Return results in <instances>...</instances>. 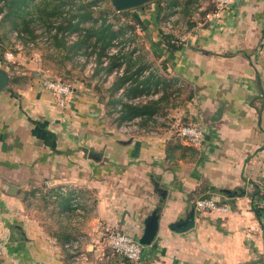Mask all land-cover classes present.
Returning <instances> with one entry per match:
<instances>
[{
    "label": "crops",
    "instance_id": "0c3cea01",
    "mask_svg": "<svg viewBox=\"0 0 264 264\" xmlns=\"http://www.w3.org/2000/svg\"><path fill=\"white\" fill-rule=\"evenodd\" d=\"M179 1L175 12L153 3L137 14L140 50L151 56L134 60L135 82L123 85L180 82L174 100H152L167 124L119 134L77 85L63 107L43 89L0 91V264H75L72 239L81 241L83 264H128L106 261L92 242L108 229L138 239L157 208L158 230L140 264H264V212L251 207L264 196V0L222 10L212 0ZM162 32L181 47L168 50ZM182 121L201 126V147L175 135ZM195 197L226 203L228 212L199 211ZM190 212L192 228H169Z\"/></svg>",
    "mask_w": 264,
    "mask_h": 264
},
{
    "label": "rangeland",
    "instance_id": "374dc122",
    "mask_svg": "<svg viewBox=\"0 0 264 264\" xmlns=\"http://www.w3.org/2000/svg\"><path fill=\"white\" fill-rule=\"evenodd\" d=\"M154 1H150L129 9L116 11L111 3V0H99L96 9L99 10L103 8H110L114 10L115 13L112 12L107 17L108 21L114 24V29H119L120 27L124 29L123 32L116 38L112 46L109 47V49H107L106 52L101 56V64L99 66L96 59L97 54L100 52L99 48L89 49L86 53L76 56L73 61L63 60V55L57 53L56 50L50 47L47 35L42 34L39 31H37V38L28 40L26 42L16 34V31H12L11 34L8 32L3 33V37L5 39V49L2 52L0 68L7 71L10 78L8 86L4 89H8L11 92L21 89H28L30 87L46 90L44 88L45 81L49 79H60L67 82L70 84L72 92L73 87L76 85L78 88L82 86L85 89L84 93H89L94 97V99L98 101V104H96L95 107H97L100 111H104L103 115L105 116L106 120L111 123L114 128H118L117 132L119 134L128 135L129 133L125 134L120 131V124L117 120V110L113 107L111 102L113 99H119L123 96V93L125 92L124 87L121 86L112 94L111 87L117 77H121L124 74L126 75L127 69L130 68L131 70L128 76L137 74L136 71L138 68H134L133 66V63L135 62L134 60L136 58H140V56H143V58H146V56H151L150 52L140 50L142 47H144L146 39L144 36L138 34L140 25L137 23L136 16L140 13L141 9L149 10L153 6V3H156ZM161 3L164 2L162 1ZM162 22L163 26L167 27L166 17L162 19ZM88 24L89 23L86 25ZM0 32H2V30H0ZM9 36L10 40H8ZM75 38L76 34L68 36L69 43L73 42ZM115 56L118 59H122V62H126V65L124 66L122 64L119 67H115L109 73H107L106 70L100 69V66L101 68L108 66L109 62L112 60V58H115ZM148 71L149 70H144L143 73H140L138 76L142 78L143 75H146ZM134 78L135 76H133V79ZM141 83L146 84L148 83V80H145ZM87 84H89V86L86 87ZM131 85L132 84L130 83L129 86ZM180 87V82H173L172 85L169 83V85L164 90L160 87L157 89H150L149 91L143 92L134 97H130L127 100L132 104H144L155 100L158 96H162V93H164L163 98L172 97L171 100L169 99V101H172L179 96L178 93L180 94ZM143 96H145V98H142ZM117 108H119V105H117ZM167 121L168 120L164 118V116L159 112V114L153 117L147 124H150L152 129H154L167 124ZM141 123L142 122H139V125ZM186 123L188 122L182 121L178 125ZM135 132L136 131L130 133ZM198 198L211 199L215 203H222L209 197H197L196 199ZM196 199L192 201L194 208H196ZM224 204L227 205L226 203ZM110 230L113 229H108L107 231L105 230L103 234H101L95 241L92 242V249L100 251V256H102L106 261H113L117 259L125 260L123 257L117 254H111L110 251L107 250L105 246V238L107 232Z\"/></svg>",
    "mask_w": 264,
    "mask_h": 264
},
{
    "label": "trees",
    "instance_id": "16d2710c",
    "mask_svg": "<svg viewBox=\"0 0 264 264\" xmlns=\"http://www.w3.org/2000/svg\"><path fill=\"white\" fill-rule=\"evenodd\" d=\"M162 1L165 2L166 8L160 5ZM98 2L99 0H0V30H2L0 32V60H2V52L5 49L3 33L11 34L12 31H16V34L26 42L37 38V31H39L47 35L50 47L62 54L63 60L73 61L76 56L86 53L89 49L99 48L100 52L96 57L99 66L101 56L112 46L124 29L121 27L114 29V24L110 23L107 17L115 11L110 8L96 9ZM154 2L157 3L159 13L167 8L171 12H175L174 7L180 6L181 3L179 0H155ZM211 2L214 6L213 1ZM189 6L190 3L182 5V13L187 15ZM170 14L165 15L167 17ZM136 20L138 23L137 17ZM87 23L89 24L86 25ZM190 24L192 25V23ZM72 34H76V38L69 43L68 36ZM8 40H10V36ZM161 42L170 51L181 47V43L172 33L162 32ZM121 60L115 56L108 66L105 68L100 66V69L109 73L113 68L121 66ZM129 76L124 74L117 77L112 84L111 94L128 80L135 82L133 74ZM148 83L132 84L125 89L122 97L111 101L117 110L119 124L140 117L144 125L159 113L160 106L157 101L132 104L127 100L149 91ZM260 198L256 197V199ZM251 207L257 215L264 212L254 205V201H252Z\"/></svg>",
    "mask_w": 264,
    "mask_h": 264
},
{
    "label": "built area",
    "instance_id": "2783aa9c",
    "mask_svg": "<svg viewBox=\"0 0 264 264\" xmlns=\"http://www.w3.org/2000/svg\"><path fill=\"white\" fill-rule=\"evenodd\" d=\"M216 10H222L232 5L235 0H212ZM44 88L51 93L56 103L63 107L72 92L70 84L60 79H49L45 81ZM142 98H145L143 96ZM140 118L126 121L120 126L122 133L128 134L139 129ZM175 134L187 145L193 148H199L203 145L205 134L201 126L196 122L177 125L174 128ZM254 205L264 211V197L254 200ZM195 207L198 210L206 212L226 213L228 206L224 203H215L211 199L198 198L195 200ZM105 246L111 254H117L123 257L128 264H140L143 245L130 233L119 229H113L107 232ZM66 249L71 255V260L75 264H83L87 257L80 248V241L70 240L66 244ZM4 250V241L0 238V256Z\"/></svg>",
    "mask_w": 264,
    "mask_h": 264
},
{
    "label": "water",
    "instance_id": "95a60500",
    "mask_svg": "<svg viewBox=\"0 0 264 264\" xmlns=\"http://www.w3.org/2000/svg\"><path fill=\"white\" fill-rule=\"evenodd\" d=\"M154 1V0H111V3L116 11H121L129 9L135 6L142 5L144 3ZM239 0H235L238 3ZM9 74L4 69L0 68V91L6 88L9 84ZM6 193L9 195H14L16 193V187L13 185H6ZM158 211L159 208L152 211V213L144 221V231L143 234L137 239L143 246L150 245L158 230ZM194 225L193 212L185 217L184 219H179L169 224V228L176 232H184L192 228Z\"/></svg>",
    "mask_w": 264,
    "mask_h": 264
}]
</instances>
